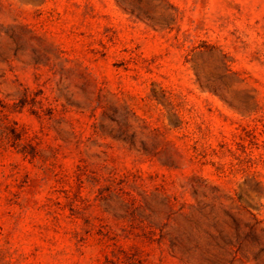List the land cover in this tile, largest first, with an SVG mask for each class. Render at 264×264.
<instances>
[{"label":"rangeland","instance_id":"1","mask_svg":"<svg viewBox=\"0 0 264 264\" xmlns=\"http://www.w3.org/2000/svg\"><path fill=\"white\" fill-rule=\"evenodd\" d=\"M0 264H264V0H0Z\"/></svg>","mask_w":264,"mask_h":264},{"label":"trees","instance_id":"2","mask_svg":"<svg viewBox=\"0 0 264 264\" xmlns=\"http://www.w3.org/2000/svg\"><path fill=\"white\" fill-rule=\"evenodd\" d=\"M8 127V125H6Z\"/></svg>","mask_w":264,"mask_h":264}]
</instances>
